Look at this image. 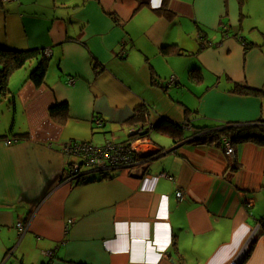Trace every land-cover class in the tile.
<instances>
[{
  "label": "crops",
  "instance_id": "1",
  "mask_svg": "<svg viewBox=\"0 0 264 264\" xmlns=\"http://www.w3.org/2000/svg\"><path fill=\"white\" fill-rule=\"evenodd\" d=\"M263 8L0 0V47L48 64L41 86L39 55L0 94V264H264V143L223 148L264 126ZM147 122V167L70 180L66 145L126 143Z\"/></svg>",
  "mask_w": 264,
  "mask_h": 264
},
{
  "label": "built area",
  "instance_id": "2",
  "mask_svg": "<svg viewBox=\"0 0 264 264\" xmlns=\"http://www.w3.org/2000/svg\"><path fill=\"white\" fill-rule=\"evenodd\" d=\"M2 1L10 2L15 0ZM176 82V78L172 77L169 81V86L176 84ZM74 83L73 79L68 81L69 85H74ZM95 125L100 126V120H96ZM153 130L154 124L147 122L137 125L133 130V137L126 143L116 144L108 142L102 146H96L88 142H75L66 145L63 149L64 153L75 158L74 163L70 166V180H81V178L85 177L86 172L108 174L118 170L129 171L136 167L142 169L147 167L151 159L157 154L145 155L142 146L149 144ZM7 143L10 144L11 142L8 141ZM223 148L227 157H234L235 150L230 139L223 140ZM160 177L171 178L165 174H161ZM177 196L182 198V193L179 192ZM18 229L21 232L25 230L21 224L18 225Z\"/></svg>",
  "mask_w": 264,
  "mask_h": 264
},
{
  "label": "trees",
  "instance_id": "3",
  "mask_svg": "<svg viewBox=\"0 0 264 264\" xmlns=\"http://www.w3.org/2000/svg\"><path fill=\"white\" fill-rule=\"evenodd\" d=\"M173 49V45L165 46L162 50L167 53ZM39 55L43 56V59L40 60L38 65L31 71L30 79L36 86H41L44 83V79L47 73V57L43 52L38 50H14L9 48L0 47V94H3L7 88V81L10 74L22 68L27 62L31 61L34 58H37ZM67 107V106H66ZM144 114V113H143ZM162 126V124H161ZM157 127H155L156 129ZM172 132L178 131V127H170ZM237 131L236 136L231 141H254L264 143V126L259 127L258 129L253 130L249 127H241ZM228 132H224L227 134ZM220 137V132H212L208 137L203 138V141L216 140ZM202 142V140H200Z\"/></svg>",
  "mask_w": 264,
  "mask_h": 264
},
{
  "label": "rangeland",
  "instance_id": "4",
  "mask_svg": "<svg viewBox=\"0 0 264 264\" xmlns=\"http://www.w3.org/2000/svg\"><path fill=\"white\" fill-rule=\"evenodd\" d=\"M257 3H259V6L264 7V0H255ZM264 10V8H263Z\"/></svg>",
  "mask_w": 264,
  "mask_h": 264
},
{
  "label": "water",
  "instance_id": "5",
  "mask_svg": "<svg viewBox=\"0 0 264 264\" xmlns=\"http://www.w3.org/2000/svg\"><path fill=\"white\" fill-rule=\"evenodd\" d=\"M262 125H264V123L262 124ZM158 153V152H157ZM157 153H155L154 155H156ZM161 154H159L158 156H160ZM158 156H156L154 159H156Z\"/></svg>",
  "mask_w": 264,
  "mask_h": 264
}]
</instances>
